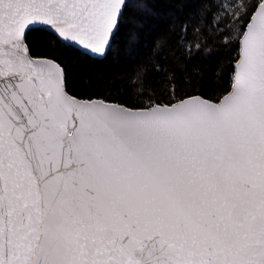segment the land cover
Returning <instances> with one entry per match:
<instances>
[{
  "label": "snow or ice",
  "instance_id": "6c2138e0",
  "mask_svg": "<svg viewBox=\"0 0 264 264\" xmlns=\"http://www.w3.org/2000/svg\"><path fill=\"white\" fill-rule=\"evenodd\" d=\"M177 2L235 49L230 87L180 96L173 76L135 108L70 95L32 38L133 57L155 5L0 0V264H264V0Z\"/></svg>",
  "mask_w": 264,
  "mask_h": 264
},
{
  "label": "trees",
  "instance_id": "16d2710c",
  "mask_svg": "<svg viewBox=\"0 0 264 264\" xmlns=\"http://www.w3.org/2000/svg\"><path fill=\"white\" fill-rule=\"evenodd\" d=\"M148 2L155 5L158 12L146 14L147 22L140 25L138 53L133 57L116 48L102 63L82 56L68 57L59 45L35 37L32 38L33 54L63 55L66 90L82 99L104 96L112 102L135 108L145 106L149 99L166 103L171 99L172 84L169 81L173 76L177 95L198 94L213 100L222 96L231 84L236 51L232 45L217 39L214 31L209 29L203 3H184L182 11V3L177 0ZM192 10L197 15L189 21L185 12ZM200 12L205 15H199ZM186 24L188 32L184 33ZM197 28L202 34H197ZM188 41L193 49L191 56L187 51ZM205 42L206 47L195 54V45ZM138 72L144 77L142 87V82L137 79Z\"/></svg>",
  "mask_w": 264,
  "mask_h": 264
},
{
  "label": "water",
  "instance_id": "95a60500",
  "mask_svg": "<svg viewBox=\"0 0 264 264\" xmlns=\"http://www.w3.org/2000/svg\"><path fill=\"white\" fill-rule=\"evenodd\" d=\"M68 92V91H67ZM69 93V92H68ZM70 94V93H69ZM70 95H72V94H70ZM74 96V95H73ZM82 99V98H81Z\"/></svg>",
  "mask_w": 264,
  "mask_h": 264
}]
</instances>
